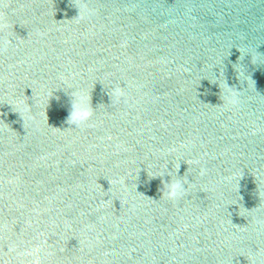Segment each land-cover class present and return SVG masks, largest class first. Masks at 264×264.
I'll use <instances>...</instances> for the list:
<instances>
[{
  "label": "water",
  "instance_id": "95a60500",
  "mask_svg": "<svg viewBox=\"0 0 264 264\" xmlns=\"http://www.w3.org/2000/svg\"><path fill=\"white\" fill-rule=\"evenodd\" d=\"M80 2L0 0V264H264V0Z\"/></svg>",
  "mask_w": 264,
  "mask_h": 264
},
{
  "label": "clouds",
  "instance_id": "9594fccd",
  "mask_svg": "<svg viewBox=\"0 0 264 264\" xmlns=\"http://www.w3.org/2000/svg\"><path fill=\"white\" fill-rule=\"evenodd\" d=\"M77 10V14L74 16L77 19H82L85 16L92 15L94 13V9L90 8L84 0H81L79 7H75ZM121 89L119 87H115L112 89V96L118 98L121 95ZM74 95L78 96L79 103L73 104V111L70 113L68 123L72 125H79L89 120L92 116V110L88 106V102L90 100V96L86 95L83 92L74 93ZM235 102L234 100L232 101ZM165 195L169 199L177 198L182 194L183 189L181 188V184L179 182H173L169 184L166 188Z\"/></svg>",
  "mask_w": 264,
  "mask_h": 264
}]
</instances>
